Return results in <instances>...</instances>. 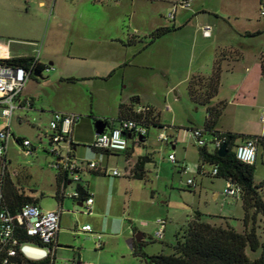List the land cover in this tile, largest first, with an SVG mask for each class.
Listing matches in <instances>:
<instances>
[{"label":"rangeland","instance_id":"obj_1","mask_svg":"<svg viewBox=\"0 0 264 264\" xmlns=\"http://www.w3.org/2000/svg\"><path fill=\"white\" fill-rule=\"evenodd\" d=\"M39 1L0 0V44L6 47L11 46L14 50L27 51L36 58L40 57L46 65L54 68V71L42 74L41 86L36 89L38 91L36 92L38 107L35 110L17 111V115L22 116L26 122L22 126L16 123L13 125L17 136L29 139L39 148V158L27 159L19 153L18 144L13 139L11 140L9 156L12 159V166H9V170L21 172V186L25 190L37 189L38 193L43 192L46 195L52 192L51 186H54L56 173L49 167L52 157L44 154L42 148L49 143V138L45 136L44 132L50 134V120L56 113V108L75 112L81 117L82 122L91 120L95 116L92 126L90 125L95 131V123L98 121L96 117L116 120L121 100L128 104L140 98L141 106H146L148 100H153L162 112L164 124L171 126V115L169 116L165 112V108L171 107L174 110L177 105L180 111L181 106L174 90L168 95L170 88H168L167 77H171L170 86L172 83L182 81L183 70L187 69L191 63L193 42L195 41L197 46L202 47L209 45V40L203 38L202 29H200L203 25L216 30L214 40L221 47L239 50L243 61L258 62V66L261 67V61L264 59V16L262 15L264 0L261 2L260 0H191L189 10L179 8L177 13L178 20L186 18V22L190 21L189 28L167 35L156 46L150 44V34L156 30L154 29L157 28L156 26H173L172 21H169L167 17L172 13L174 5L179 0H120L118 3H110L108 0L104 2L44 0L45 7H40ZM134 13L136 14L134 15ZM61 24L62 26H60ZM135 30L139 33L135 39L138 42H136V46L129 42L130 36H134ZM257 32H261V34L250 36ZM71 41L77 44L80 53L87 56L88 59L70 61L68 65L60 66V61L68 54ZM135 49L136 52L140 49L148 51L133 57V66L129 70L127 69L130 81L123 86L119 85L118 90L115 82L120 79L122 71L118 72L110 81L92 77L85 78L95 74V62L93 61L95 57L125 58L135 52ZM49 56H54L57 65H49L51 62L47 59ZM195 62H197L196 58ZM143 63L148 64L149 67L143 68ZM61 75L64 76V80H61ZM69 76H74L77 82L67 80ZM234 83L233 80L228 81V87L226 86V90L223 92L224 95H230L229 86ZM176 90L180 95H183L186 104L190 107L191 114L203 124L206 117L205 107H197L191 102L187 84L181 83ZM134 95L138 97L132 99ZM259 102L263 104V111L264 90L262 89ZM227 112H230V115L223 120L224 124L233 125V121L235 123L240 121V119L234 120L233 108ZM256 112L257 109L253 112L254 117ZM112 122L115 123L114 125L118 123L117 121ZM110 127H112V123H110ZM110 127L106 129L109 130ZM190 127L191 125H188V128ZM169 131L167 129L165 134H168ZM161 132V130L151 127L149 129L150 140L145 145L135 148L136 156H148L160 163V168L163 169L162 174L157 173L154 161L148 163L150 173L142 181V185L148 189V197L152 195V190L155 191L153 196L159 204L156 206L146 204L145 208L140 204L135 205L133 215L127 216V224L130 222L132 224L136 222L149 223L153 219L166 218L168 210L177 220L183 221L185 226L197 211L203 213L207 222L214 224L217 222V217L210 215L216 216L232 212L238 219L233 220L232 226L237 231L244 230V210L237 208L241 200L235 202L234 199L225 196L215 200L212 191L208 190L211 185L210 180L198 174L195 160H197L199 148L193 137L190 138V142L188 140V144L190 143L188 150L190 160L194 162L195 168L190 171L189 177L182 178L183 174L179 169L174 165H169L166 160L164 149H167L165 148L167 145L158 138ZM183 132L186 135L189 134L187 129H184ZM236 134H240L235 141V144L239 145L243 141V134ZM39 136L43 139V145L39 142ZM136 141L137 138H133L129 140V144L132 146ZM209 148L212 149L211 144H209ZM43 157H46V161ZM206 171L212 172V168L208 166ZM171 173H174L176 177L172 200L168 206L161 205L160 203L168 201L165 195L169 196L172 190L170 186ZM188 178H196L200 181L205 179L206 185L203 190L199 187L194 193V190L189 189L185 184ZM254 180L256 184L263 185L264 191V152L261 148L257 152ZM133 216H137V219H134ZM259 226L258 233L261 236V242L264 243V222H259ZM175 240V235L169 230L165 243L154 240L151 234L146 237L149 249H154L157 254L162 251L165 254L170 253L171 245L166 243L173 245ZM261 253L262 248L256 252L247 250V256L251 260L259 258ZM140 259L138 258L136 263L145 264L144 260L142 262ZM57 264H65V261L58 259Z\"/></svg>","mask_w":264,"mask_h":264},{"label":"crops","instance_id":"obj_2","mask_svg":"<svg viewBox=\"0 0 264 264\" xmlns=\"http://www.w3.org/2000/svg\"><path fill=\"white\" fill-rule=\"evenodd\" d=\"M95 1L104 2L106 0H95ZM119 1L120 0H118V2ZM150 1H154V0H150ZM108 2L110 1L108 0ZM38 5L40 7H45L46 4L44 0H40ZM189 9H185V10H189ZM177 13L175 19L172 21L173 24L172 27L160 25V26H156L157 28L154 29L165 28V27L175 29L174 31L168 33L167 35L175 34L179 31H184L188 29L189 28L188 24L190 23V21L186 22L187 21L186 18L178 20ZM135 14L136 13H134V15ZM60 26H62V24ZM203 27H206V25H203L200 29H202ZM138 34L139 33L135 30L133 34L134 36H130L129 39L130 44H134L136 46L138 42L137 40L135 41V39L138 37ZM215 34H216V30L212 29L211 36L209 38H206L204 37L202 32L203 38L209 40V45L207 47L197 46L196 42L195 41L193 42L191 48V58H190L191 63L187 69L184 68L182 81L178 83H172V86H170L171 77L170 76L167 77L168 88H170L168 95L172 90H174L178 101H180L178 103L181 106L180 111L178 110L177 105L174 108V110L171 107L165 108V112H167L169 116L171 115L170 117L171 126H167L164 124L162 112L157 108L155 101L148 100V105H146L151 107L155 111V115L158 116L160 125L163 126L165 129L157 128V127L156 128L163 132H166L167 129L168 131L171 130L169 131L168 134L166 133V135L171 140L169 142H165V145H167L165 148L167 149H164V155L167 157L166 160L168 164L174 165L179 169L180 173L183 174L182 178H184V176L189 177L190 171H192V169H194L195 167L199 174V168L201 166L200 149L196 158L197 160H195L196 166L194 167L193 164L194 162H192V160H190L189 157L188 147L190 148V146L188 145H190V143L188 144V140L190 142V138H192V130L204 129L206 123V117L203 124H201V122H198V120L191 114L190 107L186 104L183 95L182 94L180 95L176 90V88L181 83H185L188 85V82L193 76H210L213 72L215 61L218 59L219 56L223 58V62H222L223 73H222L221 87L219 89L218 97L219 100L226 103V108L215 130L223 133L226 132L241 133L246 136H261V137L264 136V123L261 120V118L264 115V108L262 111L263 104H260L259 102V95L261 89L264 90V81L261 75L262 61L264 59L261 58L262 59L261 67L258 66L259 65L258 62L247 63L245 62V60L243 61V56L239 50H234L232 48L231 49L223 48L220 46V44H218V42H215L214 40ZM167 35L154 41L153 42L154 46L160 44V42H162V40ZM100 43L101 42L99 41V44ZM0 47H2L0 53L1 59L34 58V59H38L40 63L46 65L45 62L41 60L40 57L36 58L35 56H33V54H30L27 51L25 52L24 50L21 49L14 50L11 48V46L6 47L1 44ZM68 50L69 51L67 56L60 61L61 62L60 66L62 65L66 66L70 61H77V60L84 61L85 59H88L87 56H84L83 54L80 53L77 44H75L74 41H71L69 43ZM147 51L140 49L139 51L136 52L135 49V52H133L130 55H127V57L125 58L123 57L115 58L114 56H107V57L97 56L95 57V59H93V61L95 62V70H94L95 74L93 76H86L85 78L92 77L98 80L110 81L114 79L115 75H117L118 72L122 71L120 75V79L115 82L118 90L119 85L123 86L124 84H126V82L130 81V74L128 73L127 69L129 70L133 66V61H134L133 57H136L139 53L145 54ZM237 53L240 56L237 55ZM195 58L197 62H195ZM47 59L51 61L49 63L50 66L57 65L56 61H54V56H49V58ZM147 65L148 64L143 63L142 67L143 68L149 67ZM49 68L50 71L45 70L44 72L54 71V68L51 67ZM63 75H61L60 77L61 80H64ZM40 79L43 80V76H41V78H37L36 76L32 77L27 82L24 91L19 98V103L22 106L17 111L35 110L36 107H38L37 104L38 96L36 95V92L38 91L36 89H38V87L41 86ZM67 80L77 82V79L74 78V76H69ZM229 80H233L235 83L229 86V89L231 90L230 95H224L223 92L224 90H226V86L228 87ZM134 97H138V96L134 95L132 99H134ZM28 101L32 103V107L30 108L26 106V103ZM140 101L141 99L138 98L127 104L125 102H122L121 100L118 106V117L116 118V120H112V121L118 122L120 105H125L128 107L132 105L139 106ZM174 106H175V101H174ZM231 108H233L234 120L237 121V119H240V121H238V123H235L233 121L234 123L233 125L228 123L224 124L223 120H225L226 116L230 115L229 114L230 112L227 111L230 110ZM255 109H257V112L254 117L253 112L255 111ZM17 111L14 115V120L12 124V135H13L12 139L18 144L17 138H22V137L16 135V132L13 130V125L14 123H16L17 125L22 126L26 121L22 116L17 115ZM204 111L206 112V108L204 109ZM55 112L64 113V114H75V112L64 111L59 108H56ZM260 115L262 116L261 118ZM52 119L50 121H52ZM93 119L95 120V116H93ZM93 119L91 120L89 119L88 121H83V122L80 119L79 122H77L73 126L72 142L74 144V147L72 150V156L79 161L98 163V169L96 171L87 170L81 174V182L79 184L74 182L73 183L68 182L64 186L65 188L64 192L65 194H68L78 190L79 185H81L83 188L80 189L81 195L78 199H71L64 196L62 189L63 184L58 185L57 183V177L59 176V173L53 168L52 169L55 170L56 174L54 176V183H53L54 186H51L52 189L51 194L46 195L43 192L38 193L37 189L25 190L24 188H22L21 186L22 180L20 176L21 172L19 173L16 170H11V171L9 170V166L10 165L12 166V159L9 156L10 143L12 139L8 143L7 153L5 157L8 168L7 169L8 177L10 178L12 183L21 191V193H23L26 197L31 198L42 209L61 210L60 229L57 235V240L54 245V252H53L54 264H57L58 259L64 260L65 264H137L136 262L138 257H136L133 254V250H132L133 242H136L137 244H143L145 246L144 251L148 256L157 255V252L154 249L151 248L149 249L148 243L146 242V237L149 234H151L153 239L156 240L154 238V235L158 230V226L156 224L157 220L160 219L166 220L165 237L164 240L162 241L164 243L167 238L168 230L169 232H171L173 235L176 236L177 233H179V231L183 227H185V224L183 221L181 222L177 220L175 217H173V214H171L169 210L167 211L166 218H157L155 220L153 219L149 223L136 222L132 224V222H130V224H127L128 221L127 216L133 215V208L135 207V205L140 204L145 208L146 204H149L151 206H156L159 204V202H156L155 196H153L155 191L152 190L151 192L152 195L148 197L147 187L142 185V181L135 180L132 176V169L136 163L137 158L145 157L142 155L136 156L135 148L136 146L140 147L141 145H145V143L150 140V133L148 131V135L146 136V139H144V141L137 140L136 142H133L132 146L128 142V149L124 152H103L92 147L95 138L97 136L96 130L93 131L91 127L92 126L91 124L93 123ZM96 119L98 121L103 120L104 122L105 120H108L109 122L111 121L109 119H104V118L99 119L97 117ZM112 121L110 122L112 123V126H117L119 124V122L118 123L116 122L117 124L114 125L115 123H113ZM188 125H191V127L188 128ZM184 129H187V131L189 132L188 135H186V133L183 132ZM44 134L46 137L49 138L48 136L49 133L44 132ZM205 136L210 142L212 138L211 135L206 134ZM22 139L30 141L29 139L26 138H22ZM131 139L132 138H130L129 140ZM39 142L41 145H43V139L40 136H39ZM244 142L245 141L239 143V145L243 144ZM209 144L207 145L206 149L208 152H213L214 148L212 146V149H210ZM32 145L35 148V154L32 157L25 156L27 159L39 158L38 156L39 148L33 143ZM49 145H50V141L47 144V146ZM85 145H89V146H85ZM47 146H44L42 148L43 153L46 155H48ZM62 150L67 151L66 147H62ZM19 153H20V147H19ZM171 154H174L175 156L174 163H172L168 159L169 155ZM43 158L46 161V157ZM152 161H154L156 170H158L157 173L159 172L162 174L163 169L160 168V163L155 162V160L153 159ZM28 163L30 164V162ZM208 166L209 165H204L205 173L207 174L204 175V177L209 179L211 183V185L208 187V190L212 191L215 200L220 199V197L224 198L223 192L226 187V182L221 178H216L211 176L210 175L211 172L206 171V168ZM115 169H118L122 172L121 177H114L112 175V171ZM145 171H146V177H148V174L150 173V168L148 167V164L145 166ZM26 178H28V176H26ZM175 179H176L175 174L171 173L170 186L172 190L169 196L165 195V197L168 198V201L160 203L161 205L168 206L169 203H171L173 196L172 191L175 190L174 189ZM189 180L194 181V186L188 185ZM199 181L200 180L196 178L193 179L188 178L186 179L185 184L188 185L189 189L194 190L195 193L197 188L199 189L200 187L203 190V188L205 187L204 185H206L205 179H201V181L200 182ZM166 185L168 186L169 184ZM202 190H200V192H202ZM88 198L93 199V205L90 214H87L85 212L86 210L85 202ZM234 200L235 202H238V200L241 199H234ZM237 208H241V210H243L242 201L239 203V205H237ZM234 215L235 214L231 212L228 214H219L216 216L213 215L210 216L221 219L223 218V220L220 219L222 223L227 222L230 226H232L233 220H238L237 218H235L236 215L235 216ZM133 217H135L134 219H137V216H133ZM218 220L219 219L216 220L217 221L216 223L219 222ZM85 226H90L92 228V232H83L82 228ZM239 232H243V230ZM97 235L102 236L103 246L101 248L96 247V244L98 242L96 238ZM166 244L172 246V244L169 243ZM162 253H164V251H162ZM140 260L142 261L143 259ZM144 263L147 264L146 260H144Z\"/></svg>","mask_w":264,"mask_h":264},{"label":"built area","instance_id":"obj_3","mask_svg":"<svg viewBox=\"0 0 264 264\" xmlns=\"http://www.w3.org/2000/svg\"><path fill=\"white\" fill-rule=\"evenodd\" d=\"M116 3L118 0H109ZM191 0H179L174 5V10L167 17L169 21L175 19L179 8L189 9ZM264 16V10L262 11ZM204 37L209 38L212 28L206 26L202 28ZM2 47H0L1 53ZM1 59V58H0ZM9 59V58H6ZM37 60L33 63L29 70L21 68H13L10 66L0 65V264H24L27 261L45 262L54 264L53 252L57 235L60 229L61 210H44L36 204H26L19 212L13 214L7 210L3 197L1 184L7 173L6 153L9 141L12 139V124L16 111L22 106L19 98L24 91L27 82L35 76L34 70ZM50 71V68H46ZM28 108L31 102L26 103ZM153 109L149 106H137L135 112L142 117L141 121L127 119L112 126L111 129L97 135L93 144V148L103 152H124L128 149L130 138H144L148 135L149 128L146 126L148 114ZM81 117L76 114L55 113L50 122V145L47 154L52 157L50 167L58 171L59 174L65 176L63 184L64 196L71 199H78L81 195L79 190L65 194L66 180L70 183H80L81 174L87 170L96 171L98 163L79 161L72 156L73 142L72 132L73 126L79 122ZM264 123V115L261 118ZM203 129L192 130V137L195 144L200 147H206L209 143L215 149H219L224 144V139L212 137L209 142ZM159 139L163 142H169L171 139L161 132ZM20 147V153L26 157H32L35 154V148L28 140H23ZM62 147H66L67 151H63ZM257 141L249 139L240 144L236 150L237 159L247 165H254L257 159ZM169 161L175 162L174 154L169 155ZM212 176L217 175V169H213ZM114 177H121L122 172L118 169L112 171ZM67 182V183H68ZM189 186H194V181H188ZM223 195L227 198L240 199L241 189L231 182H226ZM93 199L88 198L85 202L87 214L91 213ZM158 230L154 235L157 241H163L165 237L166 220L160 219L156 222ZM83 232H92L90 226L82 228ZM25 238L34 239V242L26 241ZM98 242L97 248H101L102 236H96Z\"/></svg>","mask_w":264,"mask_h":264},{"label":"trees","instance_id":"obj_4","mask_svg":"<svg viewBox=\"0 0 264 264\" xmlns=\"http://www.w3.org/2000/svg\"><path fill=\"white\" fill-rule=\"evenodd\" d=\"M174 30V28L169 27L156 29L149 37L150 44H153L154 41ZM260 34L261 32H257L250 36ZM237 55L239 54L237 53ZM35 61L36 59L34 58L0 59V65L29 70ZM222 62L223 58L219 56L215 61L213 72L210 76H193L188 82L187 92L189 99L195 106L206 108V123L203 129L205 133L210 134L213 138L224 139V144H228V154L224 158L218 155L219 149L214 148L213 152H208L207 146L203 148L198 147L201 156L199 174L203 176L207 175L204 165H209L212 171L213 169H217V175L213 177L221 178L225 182L229 181L241 189L240 199L244 210V230L243 232H239L227 222L222 223L221 220L223 218H217L219 219L218 223H209L204 219L205 216L197 211L193 219L177 233L175 244L170 247L171 251L168 254L160 253L148 256L144 251L145 246L143 244L133 242V254L138 258L146 260L147 264H264V243L261 242V236L258 233L259 222H264L263 185L255 183V164H244L236 157L235 150L239 145L235 144V141L239 138L238 135L240 134L223 133L215 130L226 108V103L219 100L218 97L223 73ZM46 68H49V66L37 60L34 74L42 76ZM261 75L264 81V60L262 61ZM136 108L137 106L134 105L130 107L120 105L118 122L121 123L127 119L141 121L142 117L136 114ZM105 123L107 127H110L108 120H105ZM146 126L148 128L157 127L165 129L160 125L158 116L155 115L154 110L148 114ZM249 139H255L258 146L257 150L261 148L264 152V136L242 135L243 141ZM23 140L22 138H17L18 144L20 145ZM150 162H152V158L148 156L137 158L132 169V176L135 180H145V166ZM211 173L210 175L212 176ZM65 178V176L59 174L57 177L58 185ZM66 181L68 182V180ZM82 188L79 185L78 190L80 191ZM1 189L7 210L13 214L19 212L26 204L37 205L31 198L21 193L8 177V173H6L1 184ZM24 240L35 241L31 238H25ZM259 248H262L261 256L255 260H251L247 256V250L250 249L252 252H256ZM24 264L49 263L27 261Z\"/></svg>","mask_w":264,"mask_h":264},{"label":"water","instance_id":"obj_5","mask_svg":"<svg viewBox=\"0 0 264 264\" xmlns=\"http://www.w3.org/2000/svg\"><path fill=\"white\" fill-rule=\"evenodd\" d=\"M37 78H41L40 75L35 74ZM107 124L103 120L96 121L95 123V130L97 135H101L106 131ZM140 141H144L143 138H139ZM228 154V144H223L219 150H218V155L221 158L226 157Z\"/></svg>","mask_w":264,"mask_h":264}]
</instances>
